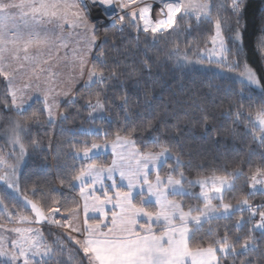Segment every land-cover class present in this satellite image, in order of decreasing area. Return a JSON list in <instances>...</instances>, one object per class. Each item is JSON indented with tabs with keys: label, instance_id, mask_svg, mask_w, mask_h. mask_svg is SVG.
Segmentation results:
<instances>
[{
	"label": "snow or ice",
	"instance_id": "obj_1",
	"mask_svg": "<svg viewBox=\"0 0 264 264\" xmlns=\"http://www.w3.org/2000/svg\"><path fill=\"white\" fill-rule=\"evenodd\" d=\"M246 7V0H0V133L10 147L0 146V264H264V74L244 47ZM203 25L211 47L182 48L179 37ZM161 39L168 46L153 52ZM252 53L264 69V26ZM161 62L181 74L202 70L207 86L228 98L226 108L220 102L233 125L226 131L251 137L259 151L209 158L184 141L179 119L189 116L188 101L156 110L145 100L137 111L141 80ZM224 72H238L232 83L242 87L214 84ZM150 92L145 80L144 97ZM197 99L193 89L189 100ZM195 111L203 135L218 141L224 125L203 102ZM77 118L70 155L78 163L65 164L60 187H22L32 128Z\"/></svg>",
	"mask_w": 264,
	"mask_h": 264
},
{
	"label": "trees",
	"instance_id": "obj_2",
	"mask_svg": "<svg viewBox=\"0 0 264 264\" xmlns=\"http://www.w3.org/2000/svg\"><path fill=\"white\" fill-rule=\"evenodd\" d=\"M247 7L244 10L243 18L241 20V26L246 24V28L243 32L244 47L248 51V60L254 67L264 74V69L260 67L258 59L252 53V46L257 39L259 29L264 26V0H246ZM227 15H231L230 12ZM232 25L235 27L234 17ZM212 31L210 26L203 25L200 28H194L191 33H184L179 37L181 47L185 45H191L193 49H204L206 46L211 47L210 38ZM230 35V33H226ZM143 39V37H142ZM169 41L171 38H168ZM149 43L151 40L149 39ZM165 39H161L157 44V49L164 50L167 47ZM232 46L231 44L229 45ZM200 54L199 51L191 53L193 58H196ZM215 68V65L212 66ZM238 76V72H224L223 79L219 76L213 81L214 84L219 85L222 89L232 87L235 90H239L242 85L239 82L232 83V79ZM147 80L151 92L147 98L143 95V84ZM195 81V84L193 83ZM135 83V79L129 81L131 87ZM193 89H199L201 98L195 101L189 100L192 95ZM259 89H257V94ZM249 93L246 91L245 95ZM133 101L136 100V95L132 96ZM227 97L223 91L217 92L215 88H209L202 79L201 72H190L187 74H181L173 71V65H164L161 63L153 64L152 75L149 77L145 74L143 80H141V93H140V105L141 107L137 111L143 112V106L145 100L156 110H161L166 104H173L179 107L177 102L188 101L192 105L191 108H186L189 111V116L185 117L181 115L179 123L183 130V140L191 143L201 149L211 158L216 154H221L222 159L233 160L238 156H246L249 149H255L259 151L258 146L252 142L251 137H247L245 141H241L239 138H233L230 132L226 131L233 127L231 120H224L220 116V102L224 101L223 107H227ZM232 100L239 99L238 96H231ZM203 102L209 109L217 116V127L222 123L223 129H220V138L217 141L215 139V133L211 136L205 137L203 130L198 123L199 112L195 111V104ZM245 110H247L248 100L243 101ZM7 115V114H4ZM5 121H0V129L5 126ZM173 124L177 123L176 120L172 121ZM80 126V119L75 121L69 120L63 124L48 125L42 124L34 126L32 128L31 138L25 140L28 154L24 158V162L21 166V186L24 184H31L35 181H40L42 184H49L53 187H60L59 178L63 175L65 164L71 165L78 163L73 161L70 155V142L79 137L73 136L74 129ZM242 132L243 129H237ZM32 138H38L40 145L38 147L31 144ZM0 146L4 147L5 152L10 151V147L6 145L2 133H0ZM18 151V150H17ZM110 160L111 156L108 155L105 158ZM253 162H258L259 156L252 157ZM67 192V189H63ZM47 234V233H46ZM67 260V255L64 257Z\"/></svg>",
	"mask_w": 264,
	"mask_h": 264
},
{
	"label": "rangeland",
	"instance_id": "obj_3",
	"mask_svg": "<svg viewBox=\"0 0 264 264\" xmlns=\"http://www.w3.org/2000/svg\"><path fill=\"white\" fill-rule=\"evenodd\" d=\"M153 15H154V17H155V13H154ZM8 226L11 227V226H14V225H11V224H10V225H8ZM5 235H7V234H5Z\"/></svg>",
	"mask_w": 264,
	"mask_h": 264
}]
</instances>
